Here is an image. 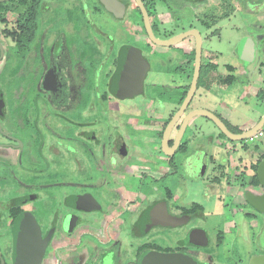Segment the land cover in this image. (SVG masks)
Returning <instances> with one entry per match:
<instances>
[{"label": "flooded vegetation", "instance_id": "obj_1", "mask_svg": "<svg viewBox=\"0 0 264 264\" xmlns=\"http://www.w3.org/2000/svg\"><path fill=\"white\" fill-rule=\"evenodd\" d=\"M108 1L87 0V13L84 0H6L3 6L0 264H36L38 258L37 264H140L158 252L225 264L227 256L189 242L192 230L207 229L199 224L206 221L204 204L186 192L200 193L208 173L211 188L222 189L231 212L244 218L229 230L237 226L245 235L260 228L264 235V213L245 199L248 190L263 191L253 183V165L264 151L256 158L255 141L202 136L200 121L181 129L192 108L220 117L209 107H190L199 78L189 104L171 123L190 86L194 37L157 44L136 0ZM141 1L157 38L196 29L203 45L219 20L208 22L206 6L230 3L221 15L249 18L264 46V0ZM201 68L202 56L199 77ZM165 218L177 224L158 222ZM261 234L259 252L248 258L264 254Z\"/></svg>", "mask_w": 264, "mask_h": 264}, {"label": "rangeland", "instance_id": "obj_2", "mask_svg": "<svg viewBox=\"0 0 264 264\" xmlns=\"http://www.w3.org/2000/svg\"><path fill=\"white\" fill-rule=\"evenodd\" d=\"M89 1L91 2V0ZM84 3V10L85 13H87L89 12L87 0H84ZM229 5L230 6H219L217 4H209L205 8V11L208 13V22H211L214 18H219V20L207 31L208 33H211L212 36L204 38V42L202 45L201 79L203 77L202 75L204 74V72H207V85L210 86L209 88L215 94H217L216 96H218V99L220 101H223V103L225 104H229L231 107L233 106L232 109L234 116L232 120L236 122L237 125L240 126V128H236L229 124L228 126L232 130H237L242 129L244 126H248L251 121H254V118H257L264 112L263 103L259 104L260 101L254 96L245 97L247 95V92L243 99H238V96L243 94L247 87V85L244 84V81L241 82V77L248 75V78L251 79L254 76L252 75L253 72H257V68L259 67V65L262 67V76L264 77V66L260 64V62L264 61V57H261L258 60L256 58L252 63H250L247 66L248 72L245 69L239 71L238 67L242 65V61L240 60L239 53L236 50V47H238L236 38H238V36L240 37L242 34L247 35L248 31L254 34L255 31L249 25L251 23H247L249 22V18L245 16L243 17V15L239 12H235L234 15L230 16L229 18H226V16H222V13L226 14L228 13V11H230L231 8L229 7H231V4L229 3ZM58 11L64 13V4H59ZM61 17L63 22L66 19V16L65 14H62ZM75 17L77 19L78 27H81V25L85 22H83V14L81 15L80 9L78 16ZM259 21L264 22V17H261ZM64 24H66V22H64ZM166 25L167 27H169L168 24ZM63 28L65 27L63 26ZM204 32L206 31L204 30ZM232 40H234V42ZM232 42L233 44H231ZM192 56L190 57L193 58ZM207 62H209L210 64H216L215 68L206 67ZM231 64L233 66H236L237 68L232 67ZM229 65L232 67L231 69L228 68ZM202 81L200 80V82ZM198 93L199 91L196 92L194 99L197 97ZM210 98L212 97L209 96L207 100H205L204 98L198 103H193V99L190 104V107H193L195 105L203 107H213L215 99L213 101V99ZM198 121L202 120L199 118ZM207 126H209L210 128H206V126L203 127V125L200 126V134L202 132H204L205 135H207L208 133H216L219 134L220 137H222V140H224L225 142H233L234 144L239 143V141L237 140H231L225 135L223 136L220 133L219 129L210 124V122ZM262 130L264 132V125L262 127ZM202 136H198L199 140L203 138ZM241 141L250 145L254 144L255 141V144L260 147L258 151H255L254 153V157L256 158H259V154L264 151V134L262 136H257L254 141H249L248 139H244ZM208 176L209 174L207 173L205 175V178L202 179V184H204L205 182L207 186L201 185L200 193L192 189L186 192L187 198L193 201L202 202L204 204L203 207H205L204 213L206 214V221H201V223L199 222V224H202L208 232L210 243L207 247L205 246V248L207 251L214 253L216 256L219 255L220 257L222 254L227 256L228 260L225 261V264H246L247 260L250 259L248 258L249 255H251L252 253L259 252L260 250L256 242L257 237L259 236V234H261V230L260 228H254L253 230H248L245 235L241 234L242 228L237 226L229 230V226L233 225L234 223L239 224L244 222V218L240 212H233V210L231 212V210L228 208L232 205L230 203V197L226 196L222 189H212L211 186L208 184ZM161 186H163V184L160 180L158 182L157 188H161ZM181 189H183V185ZM202 194L205 196L202 197ZM224 222L226 223L224 224ZM217 237H221V239H219L221 240V244H219L218 247L215 245ZM260 240L261 242H264L263 234L260 235ZM221 264H223V262Z\"/></svg>", "mask_w": 264, "mask_h": 264}, {"label": "water", "instance_id": "obj_3", "mask_svg": "<svg viewBox=\"0 0 264 264\" xmlns=\"http://www.w3.org/2000/svg\"><path fill=\"white\" fill-rule=\"evenodd\" d=\"M6 1V0H0V2ZM108 0H103V3L106 5ZM137 4L139 5L140 9L142 10L143 17H144V24L145 27L152 39L157 44L170 46L175 45L178 42L182 41L183 39L187 37H194L195 39V46H194V67H193V73L192 78L190 82L189 89L186 93V96L182 100L181 105L179 106V110L175 113L171 123L176 121L180 115L183 113V110L187 107L190 100L192 99V96L197 88L198 84V78L200 73V67H201V56H202V36L196 29H189L184 32H180L177 34H174L166 39H160L154 36L150 23L148 14L146 11L145 6L143 5V2L141 0H136ZM109 3V1H108ZM108 6V5H106ZM108 9H111L110 7ZM237 52L239 53V58L242 61V66L245 70H247V66L254 61L255 58H261L264 57V49L262 54H257V46H256V40L253 39L250 36H245L240 39L239 44L237 45ZM198 117H204L209 119L219 130L221 133H223L226 137L230 138L231 140H237L241 141L244 139H247L248 137L254 135L257 133L259 129H261L264 125V112L260 115L258 120L249 128L241 131V132H233L231 131L227 125L222 121L220 117H218L213 112L209 111L205 108H192L190 111H188L181 122V129L185 128L186 125L189 124L190 121L198 118ZM191 123V122H190ZM256 178L260 185L263 186L262 193H254L252 191H247L245 193V199L246 201L254 207L255 210L258 212L264 213V155L260 159V161L257 164L256 168ZM160 224H177V222L174 220L169 221L168 218H165L163 221H158ZM193 236H198L203 241H197ZM189 242L194 245L198 246H206L209 242V237L207 235V232L204 228L198 229L197 231L192 230L191 231V238L189 239ZM39 258L35 260L36 264L38 262ZM140 264H198V262L190 255L182 254V253H152L148 254L142 257ZM248 264H264V254L260 255H252L248 261Z\"/></svg>", "mask_w": 264, "mask_h": 264}, {"label": "crops", "instance_id": "obj_4", "mask_svg": "<svg viewBox=\"0 0 264 264\" xmlns=\"http://www.w3.org/2000/svg\"><path fill=\"white\" fill-rule=\"evenodd\" d=\"M254 23H256V20L254 21ZM254 31H255V33L254 34H252V32H250V31H248L247 32V35H241L240 37L238 36V38H236V42H237V45L239 44V41H240V39H241V37H243V36H250V37H252L253 39H255L256 40V46H257V54H262V52H263V49H264V46H261V45H258V43L261 41V39L263 38V37H261V36H259V29H257L255 26H254ZM260 37V38H259ZM233 42H234V40H232ZM233 42L231 43V44H233ZM237 48V47H236ZM237 50V49H236ZM264 54V53H263ZM262 54V55H263ZM256 59V58H255ZM254 59V60H255ZM258 59H260V58H258V56H257V60ZM260 64L262 65V66H264V61H262V62H260ZM264 68V67H263ZM241 69V68H240ZM241 70H244V68L242 67V69ZM248 72V71H247ZM247 74V73H246ZM242 75V74H241ZM252 75H254L251 79H249L248 78V75H246V76H244V77H241V82H243L244 81V84H246L247 85V87H246V89H245V91H244V93L243 94H241L240 96H238V99H243V97L245 96V94H246V92H247V95L245 96V97H252V96H254V97H256L258 100H259V98H258V93L261 91V89H262V87H264V77L262 76L263 75V71H262V67L259 65V67L257 68V72H253V74ZM208 81V80H207ZM207 81H204V83H202V84H200L199 86H198V88H197V90H196V92L197 91H199V93H198V95H201L200 96V98L203 100L204 98H205V100H207L208 99V97L209 96H211L212 98H210V99H213V101H214V99H215V103H214V105H213V107H211V106H205V107H209L210 109H212V110H214V111H216L218 114H219V116L221 117V118H223V120H225L229 125H231V126H234V127H236V128H240V126L239 125H237V123L236 122H234L232 119H233V116H234V114H233V109H232V107L229 105V104H225V103H223V101H220L219 99H218V96H216L217 94H215L209 87L210 86H208L207 85ZM216 84V83H215ZM244 89V88H243ZM243 89H242V91H243ZM260 102H259V104H262L263 103V107H264V101L263 100H259ZM240 102H242V101H240ZM238 103V102H237ZM211 105V104H210ZM236 106V105H235ZM260 117V115L257 117V118H254L253 120L254 121H251L249 124H248V126H241V127H243L241 130H245V129H247V128H249V127H251L257 120H258V118ZM201 119V118H200ZM198 120L199 119H195V120H192L191 121V125L193 126V125H197V123H198ZM202 121H200L201 122V125H203V127H205L206 126V128L208 127V128H210L211 127V125H210V127L209 126H207V125H209V122L208 121H204L203 119H201ZM211 124V123H210ZM202 134H204V132H202ZM209 134V133H208ZM207 134V135H208ZM223 141V140H222Z\"/></svg>", "mask_w": 264, "mask_h": 264}, {"label": "trees", "instance_id": "obj_5", "mask_svg": "<svg viewBox=\"0 0 264 264\" xmlns=\"http://www.w3.org/2000/svg\"><path fill=\"white\" fill-rule=\"evenodd\" d=\"M7 2L6 1H3V2H0V22L4 21L5 19V9L3 8V6L6 4ZM216 64H210L209 62L206 63V67H215ZM229 68H231V66L229 65ZM207 75V72H204V74L202 75V79H201V75L199 77V84H202L204 83V81H207L208 80V77L206 76ZM206 76V77H205ZM205 77V78H204ZM200 80L202 82H200ZM258 98L259 100H263L264 101V87H262L261 91L258 93ZM231 131L233 132H240L242 131L241 129H237V130H232L231 128H229ZM223 136L224 134L221 133ZM255 148H258V145L255 144ZM257 165L254 164L253 165V169H256ZM253 183H257V178H256V175L254 174V180H253Z\"/></svg>", "mask_w": 264, "mask_h": 264}, {"label": "built area", "instance_id": "obj_6", "mask_svg": "<svg viewBox=\"0 0 264 264\" xmlns=\"http://www.w3.org/2000/svg\"><path fill=\"white\" fill-rule=\"evenodd\" d=\"M263 134H264V132H263V130H262V128H261V129H259V130L257 131L256 134H254V135L248 137L247 139H248L249 141H254V139H255L257 136H262Z\"/></svg>", "mask_w": 264, "mask_h": 264}]
</instances>
